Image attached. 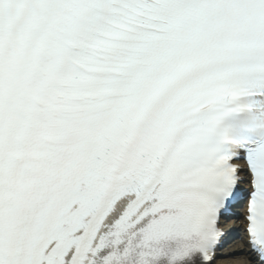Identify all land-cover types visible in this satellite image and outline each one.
Returning a JSON list of instances; mask_svg holds the SVG:
<instances>
[{"label": "snow or ice", "instance_id": "6c2138e0", "mask_svg": "<svg viewBox=\"0 0 264 264\" xmlns=\"http://www.w3.org/2000/svg\"><path fill=\"white\" fill-rule=\"evenodd\" d=\"M264 264V0H0V264Z\"/></svg>", "mask_w": 264, "mask_h": 264}, {"label": "bare ground", "instance_id": "6f19581e", "mask_svg": "<svg viewBox=\"0 0 264 264\" xmlns=\"http://www.w3.org/2000/svg\"><path fill=\"white\" fill-rule=\"evenodd\" d=\"M239 247H243L242 244H239ZM246 261L239 259H218L216 264H244Z\"/></svg>", "mask_w": 264, "mask_h": 264}]
</instances>
